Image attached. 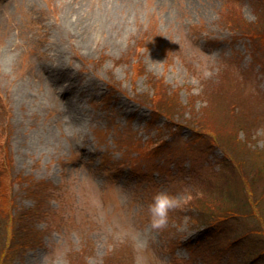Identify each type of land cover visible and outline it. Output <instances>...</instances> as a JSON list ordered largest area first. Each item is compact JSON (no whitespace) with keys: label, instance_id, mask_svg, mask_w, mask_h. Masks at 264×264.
<instances>
[{"label":"rangeland","instance_id":"obj_1","mask_svg":"<svg viewBox=\"0 0 264 264\" xmlns=\"http://www.w3.org/2000/svg\"><path fill=\"white\" fill-rule=\"evenodd\" d=\"M137 257L264 264V0H0V264Z\"/></svg>","mask_w":264,"mask_h":264},{"label":"clouds","instance_id":"obj_2","mask_svg":"<svg viewBox=\"0 0 264 264\" xmlns=\"http://www.w3.org/2000/svg\"><path fill=\"white\" fill-rule=\"evenodd\" d=\"M182 205L181 198L167 191L154 194L149 204L150 221L153 228H163L169 219V212ZM142 257H137V264H142Z\"/></svg>","mask_w":264,"mask_h":264},{"label":"trees","instance_id":"obj_3","mask_svg":"<svg viewBox=\"0 0 264 264\" xmlns=\"http://www.w3.org/2000/svg\"><path fill=\"white\" fill-rule=\"evenodd\" d=\"M155 108V110H158V111H160V112H164L163 110H161V109H159V108H157V107H154ZM165 113V112H164ZM166 114V113H165ZM228 177H226V178H221V180H219V178H217V180L216 181H214V182H218L217 184H216V188H215V190L211 193V195H215V194H225V191H226V189L225 188H223V186L225 185V182H227L228 181ZM209 181H207V182H212V180L211 179H208ZM205 181V180H204ZM214 184V183H213ZM227 188H228V186H227ZM210 195V194H209ZM210 195V196H211ZM224 195H222L221 197H223ZM223 200H227V199H223ZM231 200V199H230ZM227 202H229V200L227 201ZM223 203H225V201H223L222 202V204L221 205H219V206H217V208H219L220 209V207H222L223 206ZM206 213H207V216H205L206 217V219H204V221L203 222H205L206 220H208L209 218H207V217H209V216H211L210 214L211 213H213V212H210V211H206ZM203 214H204V212H203ZM202 217L204 218V216L202 215ZM232 234H234V232L232 231ZM239 235H241L242 236V233H239Z\"/></svg>","mask_w":264,"mask_h":264},{"label":"bare ground","instance_id":"obj_4","mask_svg":"<svg viewBox=\"0 0 264 264\" xmlns=\"http://www.w3.org/2000/svg\"><path fill=\"white\" fill-rule=\"evenodd\" d=\"M80 12H79V14H77V15H79V17H81L80 16ZM77 20H79V18H77ZM80 25H81V27H82V29H83V32H87V31H89L90 30V23L88 24L87 22H85V21H83L82 19L80 20V23H79Z\"/></svg>","mask_w":264,"mask_h":264}]
</instances>
